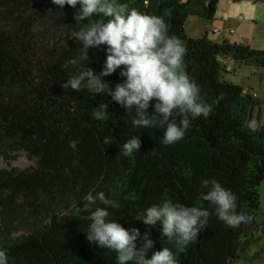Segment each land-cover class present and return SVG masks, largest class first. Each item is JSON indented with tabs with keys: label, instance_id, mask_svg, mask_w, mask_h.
Masks as SVG:
<instances>
[{
	"label": "trees",
	"instance_id": "1",
	"mask_svg": "<svg viewBox=\"0 0 264 264\" xmlns=\"http://www.w3.org/2000/svg\"><path fill=\"white\" fill-rule=\"evenodd\" d=\"M219 1L118 0L162 18L169 35L183 41L184 70L211 106L207 117L190 120L182 140L164 145L163 128L133 127L134 113L110 96L62 89L82 66L98 74L106 57L103 45L89 48L85 57L70 38L87 24L74 18L78 5L58 9L51 0H0V158L6 164L0 169V247L8 264H116L114 252L86 239L89 213L77 211L87 194L98 191L119 204L108 209L110 219L148 233L149 256L162 247L175 251L174 242L160 235L159 225L136 220L137 212L165 199L207 208V226L177 252L178 264H233L257 234L264 236L257 191L264 179V126H247L260 103L219 79L221 59L264 69V50L192 39L184 30L189 16L210 22ZM70 59L77 64L63 67ZM103 79L114 88L123 78L114 72ZM101 103H108L107 114L96 120L92 112ZM133 136L140 140L138 152L121 155ZM20 152L32 166L10 167ZM209 178L235 194L246 222L226 226L197 198L201 180ZM128 193L137 199L125 200Z\"/></svg>",
	"mask_w": 264,
	"mask_h": 264
},
{
	"label": "clouds",
	"instance_id": "2",
	"mask_svg": "<svg viewBox=\"0 0 264 264\" xmlns=\"http://www.w3.org/2000/svg\"><path fill=\"white\" fill-rule=\"evenodd\" d=\"M51 3L58 9L65 5L74 9L79 6L74 18L87 24L70 38L80 45L85 57L89 48L101 45L106 53L102 71L97 74L82 66L61 85L62 89L77 92L86 89L93 95L110 96L111 101L134 113L133 127L163 128L164 145L182 140L190 120L209 115L211 106L201 95L200 85L184 70V43L176 35H169L162 18L129 9L118 0H51ZM76 64L75 59H70L63 67ZM114 72L123 79L110 88L103 78ZM222 98V94L218 95L213 103ZM150 103L151 113L147 111ZM108 106L99 104L92 112L93 118L103 120ZM247 126L250 131L257 127L254 121ZM139 147V138L133 136L123 143L120 154L130 157ZM200 189L197 198L208 202L216 218L226 226L246 222V216L237 212L235 194L215 178L202 179ZM124 199L135 201L137 197L128 193ZM84 200L86 203L77 207V211L89 213L86 239L98 248L114 252L116 264H178L177 252L196 241L210 215L207 208L185 206L168 199L137 212L136 220L150 227L159 225L160 235L174 242L175 251L162 247L151 251L149 256L153 241L147 232L142 235L137 228H125L109 218L108 209L119 207L116 200L106 197L103 191L87 194ZM138 240L142 242L137 244ZM0 264H8L7 250L3 247Z\"/></svg>",
	"mask_w": 264,
	"mask_h": 264
},
{
	"label": "rangeland",
	"instance_id": "3",
	"mask_svg": "<svg viewBox=\"0 0 264 264\" xmlns=\"http://www.w3.org/2000/svg\"><path fill=\"white\" fill-rule=\"evenodd\" d=\"M184 30L192 39L206 37L214 43L237 44L264 50V0H220L214 18L209 22L189 16ZM219 79L238 85L243 92L259 100V107L253 110L252 122L264 126V69L237 65L230 59H221ZM33 162L20 152L10 167L25 169ZM6 164L0 158V169ZM259 208L264 211V179L257 187ZM233 264H264V236L257 234L254 242L243 256Z\"/></svg>",
	"mask_w": 264,
	"mask_h": 264
}]
</instances>
